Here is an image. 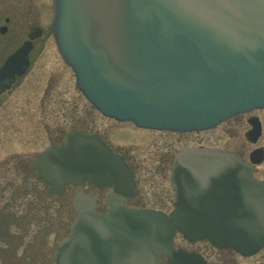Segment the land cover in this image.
Instances as JSON below:
<instances>
[{"label": "water", "instance_id": "95a60500", "mask_svg": "<svg viewBox=\"0 0 264 264\" xmlns=\"http://www.w3.org/2000/svg\"><path fill=\"white\" fill-rule=\"evenodd\" d=\"M57 47L77 86L104 115L138 127L179 132L214 128L264 108V0H54ZM11 62L0 73L11 75ZM6 76V77H5ZM246 137L263 134L258 116ZM264 148H185L171 182L175 210H134L118 196L109 212L78 192V216L57 248V264H208L175 250L177 232L243 257L264 248V181L254 177ZM34 168L61 195L89 180L127 194L124 160L95 135L73 132L37 156Z\"/></svg>", "mask_w": 264, "mask_h": 264}, {"label": "rangeland", "instance_id": "374dc122", "mask_svg": "<svg viewBox=\"0 0 264 264\" xmlns=\"http://www.w3.org/2000/svg\"><path fill=\"white\" fill-rule=\"evenodd\" d=\"M41 11L42 25H52L53 14L49 20V10ZM22 82L3 96L4 104L0 106V229L4 232L0 264H55L57 246L69 235L76 217L75 192L97 195L82 184L54 196L32 170L36 155L51 144L52 138L73 127L100 130L115 147L136 157L140 165L139 189L153 204L174 194L171 167L165 175L159 174V158L171 157L182 145L231 150L246 160L255 148H264V108L240 114L209 130L186 133L145 131L133 123L106 117L78 88L75 73L63 61L53 37ZM252 115L258 116L263 125L257 144L246 137L250 129L247 120ZM254 177L264 181V162L256 165ZM174 243L203 254L210 264H264V248L254 256L243 257L231 249L218 250L206 240L190 243L181 234L176 235Z\"/></svg>", "mask_w": 264, "mask_h": 264}, {"label": "flooded vegetation", "instance_id": "af4514ba", "mask_svg": "<svg viewBox=\"0 0 264 264\" xmlns=\"http://www.w3.org/2000/svg\"><path fill=\"white\" fill-rule=\"evenodd\" d=\"M42 9L49 10L50 15L48 19L50 20L51 15L53 14V0H0V71L5 67V65L11 58H13L14 64L12 74L10 76H7L2 81L3 90L2 92H0V106L4 104L3 96L7 92H10L20 86L23 83L22 81H24L26 77L30 75L35 62L43 52L45 43L49 41L51 37L54 38L51 23H48L46 27L42 25ZM95 109L98 110L96 107ZM112 120L120 122L115 119ZM136 128L145 131H158L151 129H142L137 126ZM75 130L83 131L87 134L99 135L115 153L121 155L124 158L125 162L132 171L135 180V185L132 191L127 195L122 196L127 207L134 209L159 210L165 212L168 215H171L172 211L174 210L175 203V189L172 187V185L171 187L174 189L172 198L168 197V195H165L160 198L158 204L147 202L142 196L139 189L140 179L138 178V176L140 165L137 163L136 157L130 155L129 153H127V151H123L120 147H115V145L111 143L107 135L102 133L100 130L88 129L87 127L85 128L82 126L73 127L70 131L61 134L60 137H53L50 145L62 143L65 137L70 132ZM185 147L198 148L205 146L188 143L182 145V147L176 150L171 157L169 155L160 157L159 159L162 161V164H160L161 168L158 169V173L161 175H165L168 168L171 167L170 172L172 174L176 155L182 148ZM31 167L33 169V164L31 165ZM83 185H85L87 189L92 188L96 191V194L100 196L99 198L97 195H93L84 191L85 193L92 195L96 199V211L101 214H106L109 210L107 198L109 194H112L114 192V188L98 187L89 182H85ZM72 188H74V186H67V191ZM169 206H171L170 209ZM3 235L4 232L1 230L2 238Z\"/></svg>", "mask_w": 264, "mask_h": 264}]
</instances>
